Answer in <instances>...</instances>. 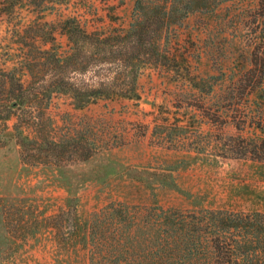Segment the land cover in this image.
I'll return each instance as SVG.
<instances>
[{"label": "rangeland", "instance_id": "374dc122", "mask_svg": "<svg viewBox=\"0 0 264 264\" xmlns=\"http://www.w3.org/2000/svg\"><path fill=\"white\" fill-rule=\"evenodd\" d=\"M133 2L50 0L35 8L20 0L9 12L8 2L0 0V66L15 67L26 83L29 74L19 62L18 31L24 26L37 20L57 25L76 16L88 30L127 27ZM208 7L167 32L165 47L175 55L178 71L144 68L139 100H98L75 108L68 95L55 94L40 111H20L24 135L78 139L89 148L86 160L69 161L61 172L40 159L27 157L23 163L14 137L16 116L3 123L1 264H90L88 247L64 250L60 243L67 236L49 226V218L66 206L69 177L84 179L76 193L83 221L112 202L139 207L142 213L157 207L264 212V163L215 148L264 135V101L256 93L236 92L233 99L222 100L223 89L255 63L264 80V0H208ZM57 39L66 49L58 31ZM191 75L212 76L213 93L190 94ZM223 105H230L228 116L217 112Z\"/></svg>", "mask_w": 264, "mask_h": 264}, {"label": "trees", "instance_id": "16d2710c", "mask_svg": "<svg viewBox=\"0 0 264 264\" xmlns=\"http://www.w3.org/2000/svg\"><path fill=\"white\" fill-rule=\"evenodd\" d=\"M3 1L11 12L20 0ZM26 1L41 8L50 0ZM208 8V0H134L127 27L88 30L76 16L57 25L39 20L27 24L18 32L23 51L20 69L27 71L28 81L24 83L16 75L15 67L5 70L0 66V144L3 123L15 115L14 137L21 162L26 163L27 157L40 159L61 172L69 161L86 160L89 148L78 139L54 141L41 134L40 139L24 135L20 111H40L55 94L68 95L75 108L98 100H139V77L144 68L161 65L178 71L175 55L165 47L167 32L180 26L189 14ZM57 31L64 35L66 49L58 41ZM256 67L257 63L223 89L222 100L245 92L256 93L264 101L262 71L257 73ZM211 78L191 75L188 92L212 94L216 83ZM199 108L205 110L203 104ZM217 112L228 116L230 105ZM259 118L263 120L262 115ZM215 148L264 163V135ZM67 181L70 196L66 206L49 218V226L56 235L67 236L60 243L64 250L88 247L90 264H264V212L157 207L142 213L139 207L112 202L83 221L76 193L84 179L69 177ZM169 186L176 188L172 182Z\"/></svg>", "mask_w": 264, "mask_h": 264}]
</instances>
